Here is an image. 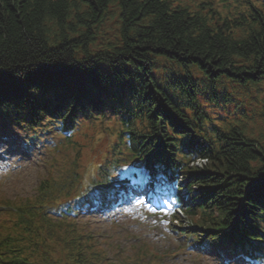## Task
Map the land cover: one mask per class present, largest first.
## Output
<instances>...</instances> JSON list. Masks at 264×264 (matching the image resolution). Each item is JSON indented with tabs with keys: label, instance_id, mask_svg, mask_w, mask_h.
I'll use <instances>...</instances> for the list:
<instances>
[{
	"label": "trees",
	"instance_id": "16d2710c",
	"mask_svg": "<svg viewBox=\"0 0 264 264\" xmlns=\"http://www.w3.org/2000/svg\"><path fill=\"white\" fill-rule=\"evenodd\" d=\"M219 2L0 0V124L21 121L35 130L49 119L75 133L82 119L111 113L124 130L116 149L153 151L154 161L182 171L191 194L175 198L211 229L204 243L220 251V235L240 246L241 237L264 240V148L239 123L215 126L198 104L202 85L212 98L222 80L264 84V2H239L223 14ZM109 19L117 20V40L104 44ZM159 60L171 64L162 77L155 74ZM203 78L208 86L198 83ZM72 140L67 145L81 148ZM81 157L79 151L70 169L42 180L36 197L0 215L3 263L60 264L54 256L62 254L68 264H102L89 234L65 214L52 219L51 205L71 192ZM190 158L207 163L194 172Z\"/></svg>",
	"mask_w": 264,
	"mask_h": 264
},
{
	"label": "rangeland",
	"instance_id": "374dc122",
	"mask_svg": "<svg viewBox=\"0 0 264 264\" xmlns=\"http://www.w3.org/2000/svg\"><path fill=\"white\" fill-rule=\"evenodd\" d=\"M229 87L231 88L232 85H229ZM222 92L224 93L223 90ZM230 94L234 96V93L230 92ZM237 99L243 107L247 108H255L260 106L261 103L260 95H253L252 93H242ZM207 106L209 104L204 105V107ZM231 108V112L225 111L229 114H236L239 110L238 107L232 104ZM237 118L239 116L231 119L235 120ZM251 118L249 120L248 116V119H245L243 123L247 126L249 132L264 145L262 121L255 116ZM0 131H4V129ZM91 133L97 141L102 137L99 129H94ZM106 144L107 140L104 139L101 146L105 147ZM9 145L12 148L10 150H7L5 146L0 147L2 149L0 150V196L16 201L17 198H27L35 194L40 179L45 175L44 170L48 168L46 166L44 169L42 166V160L47 152L42 150L40 153H25L19 146L12 143ZM84 222L93 229L96 228L104 234L112 236L107 238L110 243L122 244L126 248L130 244L126 236L140 237L142 240L147 241L157 253L166 257L165 262L161 261L162 264H220L214 254L207 252L198 256L195 254L197 252L193 251V254H189L186 250V252H180L173 257L175 249L181 247L180 242L174 236H168L167 233L159 236L163 232L165 224L170 222V218L163 221L162 217H155L152 211L141 203L138 205L129 204L111 216L91 215L85 217ZM136 251L130 249L129 254Z\"/></svg>",
	"mask_w": 264,
	"mask_h": 264
},
{
	"label": "bare ground",
	"instance_id": "6f19581e",
	"mask_svg": "<svg viewBox=\"0 0 264 264\" xmlns=\"http://www.w3.org/2000/svg\"><path fill=\"white\" fill-rule=\"evenodd\" d=\"M14 145H18V144H16V143H13ZM25 153L26 152H28V150H25L22 146H20V145H18ZM41 146H42V144H41ZM12 149V148H11Z\"/></svg>",
	"mask_w": 264,
	"mask_h": 264
}]
</instances>
